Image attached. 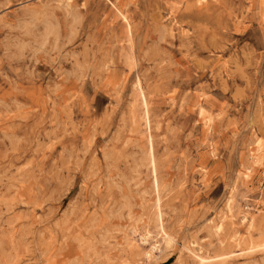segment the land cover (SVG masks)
Instances as JSON below:
<instances>
[{"label":"rangeland","instance_id":"1","mask_svg":"<svg viewBox=\"0 0 264 264\" xmlns=\"http://www.w3.org/2000/svg\"><path fill=\"white\" fill-rule=\"evenodd\" d=\"M0 264H264V0H0Z\"/></svg>","mask_w":264,"mask_h":264},{"label":"bare ground","instance_id":"2","mask_svg":"<svg viewBox=\"0 0 264 264\" xmlns=\"http://www.w3.org/2000/svg\"><path fill=\"white\" fill-rule=\"evenodd\" d=\"M66 7H67V5H66ZM207 122H208V120H207ZM208 128V127H207ZM211 127H209V129H210ZM209 131V130H208ZM255 132V131H254ZM252 134H253V132H252ZM254 139V138H253ZM259 139V138H258ZM258 139H254V141L252 140V143H251V146L253 145L254 147H253V149L252 148H250V149H248V151H247V158L248 159H254L255 157H256V152H258L259 151V148L261 147V141L260 140H258ZM244 146V145H243ZM231 199V198H230ZM231 205H230V201H229V199L225 202V206H224V211H222V215L219 217V223H217L216 225L215 224H213V225H211L210 226V228H208V229H211L212 231H214L213 233H218V232H220L221 231V229H222V225H221V222L223 221V220H225V219H230L231 217H232V215H231V208L232 207H230ZM233 219V218H232ZM235 220V219H234ZM251 221V220H250ZM241 223L242 224H244L245 223V217H241ZM232 224V223H231ZM232 225H235V223H233ZM250 225V224H249ZM249 225L247 226L248 228H249ZM232 228V227H231ZM233 232V231H232ZM208 233H210V231L208 232ZM148 235L147 234H144L142 237H141V242H143V243H145L146 242V240H147V237ZM169 242V241H168ZM196 243V242H195ZM248 244V243H247ZM188 246L190 245L191 246V249L193 250V251H195V252H197V250L198 249H194L193 247L195 246V244H194V241H192L190 244H187ZM168 246V245H167ZM186 246V245H185ZM188 246H186V248L188 247ZM256 246V245H255ZM249 247V246H248ZM190 248V247H189ZM248 249H250V248H248ZM154 250H156L155 248H153V251ZM200 250V249H199ZM247 250V249H246ZM251 250H252V247H251ZM188 251V250H187ZM191 251V250H190ZM197 254V253H196ZM253 254V253H252ZM155 256V255H154ZM244 257H245V255H244Z\"/></svg>","mask_w":264,"mask_h":264}]
</instances>
